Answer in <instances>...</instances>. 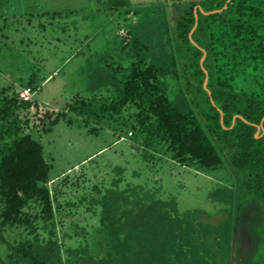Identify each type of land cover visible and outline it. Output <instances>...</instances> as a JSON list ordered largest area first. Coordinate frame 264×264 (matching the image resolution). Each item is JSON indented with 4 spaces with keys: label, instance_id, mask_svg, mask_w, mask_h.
Masks as SVG:
<instances>
[{
    "label": "trees",
    "instance_id": "1",
    "mask_svg": "<svg viewBox=\"0 0 264 264\" xmlns=\"http://www.w3.org/2000/svg\"><path fill=\"white\" fill-rule=\"evenodd\" d=\"M141 2L106 1L108 11L121 10L127 19L118 35L128 64L110 68L123 72L119 79L96 75L97 87H111L100 112L132 109L130 135H139L146 150L170 161L204 174L227 169L231 181L220 199L228 205L223 235L228 251L221 264H264V0ZM204 78L209 96L202 89ZM166 80L173 82L171 98ZM25 87L32 93L29 82L21 89ZM21 89L7 95L0 88V245L5 264H207L196 248L211 236L212 246L220 250L214 230L177 217L172 203L111 190L90 201L99 207L95 252L81 241L65 250L62 261L59 243L48 230L54 210L47 184L55 181L52 187L59 188L67 176L58 182L49 176L37 136L49 133L59 120L70 126L66 114L89 112L93 97L75 98L60 112H39L30 100L18 99ZM244 216L249 243L240 249ZM12 229L21 235L9 243L2 234Z\"/></svg>",
    "mask_w": 264,
    "mask_h": 264
},
{
    "label": "rangeland",
    "instance_id": "2",
    "mask_svg": "<svg viewBox=\"0 0 264 264\" xmlns=\"http://www.w3.org/2000/svg\"><path fill=\"white\" fill-rule=\"evenodd\" d=\"M106 1L0 0V88L10 95L29 82L33 88L30 102L39 112H60L75 98L93 97L89 112L66 114L70 126L59 120L49 133L37 136L50 164L49 176H57L56 182L67 176L59 188L52 187L55 181L47 184L54 210L48 230H53L59 243L61 260L67 248L81 241L87 243L89 252H95L99 229L94 214L99 207L90 201H99L105 191L113 190L170 202L177 217L204 224L215 232L220 250L211 243V236L196 248L198 255L207 264H221L228 251L223 237L228 205L220 199L231 181L227 169L204 174L170 161L146 150L138 143L139 135H130L132 109L119 114L100 112L108 103L111 87H97L96 75L119 79L123 72L112 73L110 68L128 64L119 50L118 35L127 19L121 10L108 11ZM166 82L171 98L173 82ZM92 127L96 132L88 133ZM60 191L64 193L59 196ZM245 218L238 231L240 249L249 243L244 237ZM19 235V230L12 229L2 237L11 243ZM4 252L2 244V260Z\"/></svg>",
    "mask_w": 264,
    "mask_h": 264
},
{
    "label": "water",
    "instance_id": "3",
    "mask_svg": "<svg viewBox=\"0 0 264 264\" xmlns=\"http://www.w3.org/2000/svg\"><path fill=\"white\" fill-rule=\"evenodd\" d=\"M222 8H224V6L222 7ZM213 12H215V11H212V12H209V13H213ZM203 13V12H202ZM203 14H208V13H203ZM194 20H196V15L194 14ZM194 27H195V22H194V24H193V26H192V28H191V30H190V32L188 33V36L190 35V33L192 32V30L194 29ZM192 44H193V42L192 41H190ZM200 51H201V53H202V56L200 57V59H199V64H201V62H202V60H203V57H204V52H203V50H201L200 49ZM202 72H203V74L205 75V71L202 69ZM202 89L207 93V95L209 96V93H208V91L205 89V78H204V80H203V82H202ZM210 100V99H209ZM235 117H238V116H235ZM241 121H243V122H245L243 119H241L240 117H238ZM259 130V126H256V131H255V133H254V137L255 138H257V136H256V133H257V131Z\"/></svg>",
    "mask_w": 264,
    "mask_h": 264
},
{
    "label": "built area",
    "instance_id": "4",
    "mask_svg": "<svg viewBox=\"0 0 264 264\" xmlns=\"http://www.w3.org/2000/svg\"><path fill=\"white\" fill-rule=\"evenodd\" d=\"M30 95H31V90L29 87H25L20 90L18 93V99L21 101H29L30 100Z\"/></svg>",
    "mask_w": 264,
    "mask_h": 264
},
{
    "label": "flooded vegetation",
    "instance_id": "5",
    "mask_svg": "<svg viewBox=\"0 0 264 264\" xmlns=\"http://www.w3.org/2000/svg\"><path fill=\"white\" fill-rule=\"evenodd\" d=\"M0 264H5V261H4V259L2 260V259H0Z\"/></svg>",
    "mask_w": 264,
    "mask_h": 264
},
{
    "label": "crops",
    "instance_id": "6",
    "mask_svg": "<svg viewBox=\"0 0 264 264\" xmlns=\"http://www.w3.org/2000/svg\"><path fill=\"white\" fill-rule=\"evenodd\" d=\"M68 58H69V57H68ZM68 58H66V59H68ZM47 78H48V77H46V79H47ZM46 79H45V80H46ZM45 80H44V81H45ZM44 81H43V82H44ZM49 182H51V181H49ZM49 182H48V183H49Z\"/></svg>",
    "mask_w": 264,
    "mask_h": 264
}]
</instances>
